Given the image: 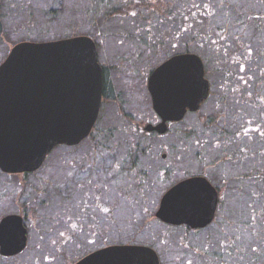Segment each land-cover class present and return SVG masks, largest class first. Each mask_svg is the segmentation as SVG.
<instances>
[{
    "label": "rangeland",
    "instance_id": "374dc122",
    "mask_svg": "<svg viewBox=\"0 0 264 264\" xmlns=\"http://www.w3.org/2000/svg\"><path fill=\"white\" fill-rule=\"evenodd\" d=\"M131 4L137 10L135 15L109 14ZM176 8L182 9L185 16L175 12L172 20H166V9ZM196 8L200 12L193 15L191 11ZM76 33L93 36L101 60L117 67L111 75L116 79V89L127 93L125 111L113 100L106 101L98 126L117 128L112 134L101 133L97 138L99 144L84 141L77 147H58L47 165L27 175L0 171V218L18 212L21 201L29 207L26 249L13 256L0 253V264H73L91 250L117 243L150 245L159 252L163 264H185L187 258L190 264H217L214 256L230 245L235 255L233 263L235 260V264H264V189H253L250 196L244 195L243 181L233 178L244 173L243 159L213 163L218 155L248 147L245 137L234 135L243 129L237 126L260 120L258 108L228 99L224 96L228 90L224 91L223 86L230 88L231 82L241 83V77L248 76L249 87H258L255 80L264 65V54L261 57L259 53H264V0H106L102 4L99 0H0V64L19 41H45ZM188 46L206 56L213 83L211 98L198 113H190L182 122L172 125L169 134L159 136L141 129L134 134L132 125L123 120L136 119L144 125L155 122V117L145 79L129 70V60L141 57L138 65L155 67ZM128 71L131 73L123 75ZM127 78L134 81L127 82ZM244 91V85H239L234 94L243 98ZM246 97L252 101L255 95ZM211 115L218 121L211 123L212 128L223 127L222 135L237 141L236 148L211 147L200 159L196 155V137L185 132L192 130L206 137V143L210 142L212 135L205 136L200 129ZM250 144L252 152H264V142L252 140ZM138 146L147 150L141 152ZM136 151L139 164L134 173L128 166L130 155ZM87 155H116L121 171L109 169L108 174H117L118 178L106 177V191L100 192L102 185L97 182L102 170L91 173V180L101 188L87 189V195L80 189L87 174ZM162 155H167L166 159ZM258 157L264 165V154L255 158ZM95 163L106 168L112 160L106 156L103 162ZM165 166L170 171L166 178H160L158 171ZM202 170L214 184L224 186L215 222L205 229L187 232L184 226H168L155 218L160 197L171 182ZM237 186L239 190L235 189ZM74 187L79 191L73 194ZM95 195L111 206L112 221L99 211ZM84 202H89V210L97 219L84 220L82 226L71 229L66 216L73 207L74 214L81 215ZM63 231L66 236L70 233V239L62 235Z\"/></svg>",
    "mask_w": 264,
    "mask_h": 264
},
{
    "label": "water",
    "instance_id": "95a60500",
    "mask_svg": "<svg viewBox=\"0 0 264 264\" xmlns=\"http://www.w3.org/2000/svg\"><path fill=\"white\" fill-rule=\"evenodd\" d=\"M149 88L162 121L146 130L164 134L168 122L182 120L209 96L202 57L193 52L172 55L154 70ZM102 90L103 72L91 36L16 43L0 64V169L10 174L35 172L55 146L79 144L100 116ZM218 203V190L207 177L190 176L165 192L156 217L175 226L202 228L214 220ZM27 245L23 216H5L0 222L1 254H19ZM74 264H161V260L150 245L117 243Z\"/></svg>",
    "mask_w": 264,
    "mask_h": 264
},
{
    "label": "flooded vegetation",
    "instance_id": "af4514ba",
    "mask_svg": "<svg viewBox=\"0 0 264 264\" xmlns=\"http://www.w3.org/2000/svg\"><path fill=\"white\" fill-rule=\"evenodd\" d=\"M137 3H139V2H137ZM207 10L209 12V9H206V12H207ZM135 11L137 12V10H135ZM136 12L134 13V15L136 14ZM198 12H200V11L197 8L195 10L191 11V13L193 15H196V13H198ZM186 21H187V19H186ZM196 37L197 36H195V38ZM196 41H198V40H196ZM197 43H199V41ZM96 48H97L98 62L100 64V66L102 68V72H103L102 106H101L100 116H99L98 120L96 121L91 133L84 140H82L79 144H76V145L59 144V145L55 146L52 149V151L49 153V155H48L47 159L44 161L43 165L37 171H39L45 165L48 164L47 162H48L49 158L53 154L54 150H56L58 147H61V146H64V147H77L80 144H82L84 141H91L92 143L93 142L97 143L98 142L97 138L100 136L101 133L102 134H107V133H111L112 134V133H114L113 132L114 128L115 129L117 128L116 125H110V126L107 125V127H104V126L100 127V126H98V124L100 123L102 111H103V109L105 107L106 101H108V100H113L117 104L121 105L120 110L125 111L124 108L126 107L125 105L127 104L126 101H125L126 100L125 99V95L127 93L126 92L125 93L119 92L116 89L117 88L116 87V79H115V77H112L111 73H112V70L113 69H117V67L114 66V64L106 63V62L102 61L101 58H100V52H99V47H98L97 43H96ZM215 52H216V50H215ZM193 53H196V54L200 55L202 57V59H203L204 68H205V76L210 82V93H209V96L202 103V105L200 106L199 109H197V110H191V109L188 110V112L186 113L185 117L182 120L168 122V130L164 134H161V133H159L157 131H148V130H146V126L149 125V124L158 125L162 121L161 117L157 114V112L154 109L153 97H152V94H151V91H150V88H149V81H150V77H151L152 73L154 72V70L158 66H160L166 59L164 61H162L159 65L155 66V67L154 66L145 67V66L138 65L140 63L138 61L141 59V57H137L135 59L129 60V62L127 64L129 70L134 72V73H136V74L138 73L139 76L142 77V79H145V83H146L147 90H148V96H149V99H150L149 102H150V104L152 106V109H151L153 111L152 114L155 117V122H150L149 121V122H147V124H144V125H142V123H140V120H136V119L123 120V121L121 120L123 123H127L128 126L132 125L134 134H136V132L138 133L140 131V130L137 131V129H141V131L143 130L144 132H146L148 134L154 133V134L159 135V136H163V135L169 134L172 131V127H171L172 125L177 124L179 122H182L187 117V115L190 114V113H198L202 109V107L206 104V102L211 98L212 92H213V83H212V81H211V79L209 78V75H208V69H207V65H206L207 64L206 63V61H207L206 60V56L201 54V53H199V52H195V51H193ZM248 53H251V51H248ZM259 53L261 54V57L264 54L261 51H259ZM242 63H244V62H242ZM263 69H264V65H263V67L259 68V76L255 80V83L258 84V87H253V88L249 87L250 77H248V76L241 77V80H242L241 83L240 82L237 83L235 81L231 82L230 88H226L225 86H223V90L224 91L228 90V92L224 95L228 99L234 100L236 102L239 101V100L241 102L244 101L243 102L244 105H246L245 102H248L249 105L258 108L260 120L256 124H249L247 126H244V125L243 126H237V128L241 127L243 129L235 131L234 135L236 137H241V136L245 137L247 142L249 143L248 147H246V145H244V146H242L239 149H235L231 153H226L227 155L226 154L218 155L217 158L213 161V163H215V164L218 161H220V162L234 161L235 162L237 160H242V159L246 162V169H245L246 172L244 171L242 176H240L238 178L235 177V176L233 178H234V180H239V181L242 180L243 181V192H244V195H247V196H250V193L252 194L253 192H255V191H253V189H257V188H260L261 190L264 189V165L259 160L260 157L255 158L257 155L258 156L263 155L264 152L263 151L262 152H257L258 154L252 152L251 151V145L252 144H250V143H252V140H255V141H258V142H264V94L262 92V91H264V88H261L263 86V84H264V71H263ZM130 71L126 72V74H123V75L130 74L131 73ZM124 80H126V79H124ZM127 80H128L127 82H133L134 78L133 79L127 78ZM239 85L240 86L244 85V87H245V91L243 92V95H245V96H243V98H240L239 96H235V94H234L236 91L239 90ZM128 87H129V85H128ZM249 94L250 95H252V94L255 95V98L252 99V101L250 100L251 97L250 98L246 97L247 95L250 96ZM222 96H223V92H222ZM126 98H128V97H126ZM254 100L256 101V103L254 102ZM220 102H222L221 99H220ZM126 116L128 117L129 115L126 114ZM206 119H208L207 123L203 124V126L201 127L200 130L205 136H206L207 133L212 135V138H209L210 142L208 141V143H206V140H208V139H206V137H200L197 133H195L192 130H188V131L185 132V134H187V135H194L196 137L195 143H198V149H197L196 155H197L198 158L202 159V155H206V151L208 149H210L211 147H221L222 150H224L223 148L226 145H232V146H234V148H236L237 141H229L227 136H225L224 134L222 135V133L224 131L223 127L217 126L216 127L217 129H215V130H214V128H212L213 124H211V123L218 122V121L214 120L215 119V115H211L210 117H207ZM113 126H115V127H113ZM219 129H222V130H219ZM217 136H220V139L217 138ZM187 138L188 137L186 136L184 138V140L186 141ZM190 139H193V138H190ZM99 143L100 142H98V144ZM204 144H209V145L205 146ZM138 148H139V146L137 147V149ZM138 150L141 151V152H144L147 149L140 147ZM139 151H136V153L133 152L130 155V158H129L128 169L129 170L132 169V172H134V173H136V171H137L136 167L139 164V155H138ZM111 153L112 152H110V154ZM222 153H225V152L222 151ZM106 156H107V159L110 158L112 160V164L109 167L102 168V167H99L98 165H96V163H95L96 161L97 162H103V160L105 159ZM162 156H163L164 159H166V157H167V155H162ZM253 160H255V162H254V165L251 166V161H253ZM85 168L87 169L86 170L87 174L85 176V182H83V185L80 186V189L81 188L84 189V192H83L84 195L88 194L87 193V189H93V191H94V189L101 188L100 185H97V183L96 184L93 183V181L91 180V173H93V172L99 173L102 170V174L100 173L99 180L97 181V182H101L99 184L102 185V189L100 191V192H102L103 190L106 191V189H107V185L104 182V181H107L106 177L110 178L111 180H117V178H118L117 174L116 175L115 174H108L109 169L113 168L115 172L118 169L121 171V168L119 167L118 161H116V155H87L86 159H85V163H84V169ZM169 169L170 168L168 166H165L163 169L161 168L158 171V174H159L160 178H166L167 172L170 171ZM0 171L2 173H4V174H7V175H17V174L6 173V172H3L2 170H0ZM37 171H35V172H37ZM30 173H32V172H30ZM27 174L28 173H21V174H18V175L22 176V175H27ZM195 175L205 176L211 181V183L218 190L219 203H218V207H217V212H216L215 218L208 226L202 227V228H191L188 225H180V226H184V228L187 230V232L188 231H193V230H195V231L202 230V229H205V228L209 227L210 225H212L215 222L216 218H217L218 209H219L220 204L222 203V198L224 196L223 195L224 194V190H223L224 186H223V184L222 185L214 184L212 179H211V177L204 170H202L201 172H198L196 174H191V175L184 176L183 178L177 180L176 182H171L170 186L166 189V191L170 187H172L174 184L179 182L180 180H183L185 178H188L190 176H195ZM78 189H79L78 187H74L73 188L74 192H72V193L74 194L76 192V190H78ZM235 189L239 190L240 188H238V186H237V187H235ZM78 191H77V193H78ZM165 192H163L161 197H160L158 207L160 205L162 196L165 194ZM95 204L97 205L99 211L102 214H106L107 218H110V220H111V215H112L111 214L112 209H110L111 206L108 205L106 202L101 201L100 197L98 198V196H96V195H95ZM27 206H28V204H25V201L24 202L21 201L20 202V210L18 212L9 213V214H19V215L23 216V219H24V222H25L26 226H27L26 222L28 221V218H29V207H27ZM73 209H74V207L72 208V210ZM89 209H90L89 202H86V203L84 202L80 206L81 215H75L74 212L72 210H70V212L72 214L70 213L71 216H70V214H68L66 216V219L69 220V226H70L71 229H75L76 225H78L79 227L82 226L84 220H89V219L95 220V218L97 219L96 215H92L91 214V210H89ZM9 214H7V215H9ZM5 216L6 215H4V216H2L0 218V222ZM154 217L157 218L156 217V212L154 214ZM98 218L101 221L100 225H103V218L100 215L98 216ZM157 219L160 222H162V223H164V224H166L168 226H175V225H171V224H168L166 222H163L159 218H157ZM27 229H28V227H27ZM28 232H29V229H28ZM65 234H67V233L63 231L62 235L66 236ZM70 236L71 235L69 233L66 236L67 239H70ZM28 242H29V236H28ZM108 245H110V244H108ZM104 246H106V245H104ZM104 246H101V247H104ZM185 246H187V244H185ZM230 246L226 249V251H224V252L222 251V253L220 255H215L214 256V258L216 257L217 264H235V260H234V263H233V259L235 258L234 250H232L230 248ZM101 247H98V248H101ZM98 248H96V249H98ZM96 249H94V250H96ZM94 250H91L89 252H92ZM89 252L85 253L84 255L88 254ZM199 253L203 254V252L197 251V254H199ZM158 254H159V252H158ZM84 255H82V256H84ZM159 257H160V260H161V264H163V259L160 256V254H159ZM196 257H198V258L200 257V259H202L201 255L200 256L197 255ZM208 260H211V258H209ZM201 262H202V260H201ZM185 264H190V259L189 258L185 259Z\"/></svg>",
    "mask_w": 264,
    "mask_h": 264
},
{
    "label": "trees",
    "instance_id": "16d2710c",
    "mask_svg": "<svg viewBox=\"0 0 264 264\" xmlns=\"http://www.w3.org/2000/svg\"><path fill=\"white\" fill-rule=\"evenodd\" d=\"M104 1H106V0H99V3L100 4H102ZM109 1V0H108ZM135 11V8H133V5L131 4L130 6H124V7H120V8H115L113 11H111L109 14H115V13H120V14H131V13H133V15H134V13L136 12H134ZM175 12H181V14L182 15H184L182 12H183V10L182 9H179V8H176V9H173V10H167L166 9V20L168 19V20H172L173 19V17H174V13ZM185 28L184 27H182V30H184ZM179 34H181V32L180 33H177V36L179 35ZM77 35H80V34H71V35H69V36H67V37H61V38H52V39H48V40H45V41H50V40H59V39H65V38H69V37H74V36H77ZM82 35H88V36H91V35H89V34H82ZM91 37H93V36H91ZM38 41H43L42 39L41 40H38ZM10 51V50H9ZM193 51H195V50H193V49H191V48H189V46L188 47H186L185 49H183V50H181V51H178V52H176V53H182V52H193ZM9 53V52H8ZM176 53H174V54H176ZM174 54H171V55H169L168 57H170V56H172V55H174ZM167 57V58H168ZM1 170V169H0ZM18 175V174H17ZM84 255V254H83ZM81 257H83L82 255L81 256H79V258L78 259H80ZM77 259V260H78ZM76 260V261H77ZM75 261V262H76Z\"/></svg>",
    "mask_w": 264,
    "mask_h": 264
}]
</instances>
